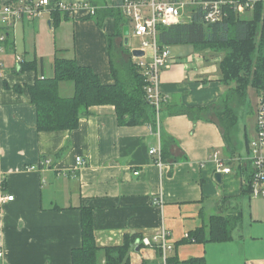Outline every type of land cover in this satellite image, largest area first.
<instances>
[{
	"label": "crops",
	"instance_id": "0c3cea01",
	"mask_svg": "<svg viewBox=\"0 0 264 264\" xmlns=\"http://www.w3.org/2000/svg\"><path fill=\"white\" fill-rule=\"evenodd\" d=\"M49 1L89 3L97 11L111 9L114 3ZM55 12L49 9L34 22L16 24L0 51L1 193L13 197L0 206V264H71L72 250L81 246L82 208L91 211L95 243L100 248L121 246L126 235L137 234L141 239L165 228L173 246L168 258H204L206 264H213L211 252L215 251L219 260L225 253L223 264L227 257L229 263L264 264L262 257L251 256L250 243L243 236L240 248L232 246L233 242L215 247L209 243L175 246L190 232L207 228L211 217L241 212L242 176L228 166L232 172L222 174L219 184L214 180L215 165L208 160L218 151L225 164L227 161L215 116L226 93L219 82L220 59L204 64L200 57L184 58L179 50L169 52L175 63L160 77L165 102L159 138L149 125L120 126L112 106L90 108L74 131L38 132L27 87L38 77L53 76L56 57L90 68L104 85L114 84L111 64L123 66V51L127 60L134 58L133 50L123 43V34L116 36L114 18L106 17L98 26L96 15L89 17L85 11L73 15L57 12L60 22L55 26ZM122 23L129 34V22L124 19ZM17 58L31 68L20 70ZM58 91L60 97L68 98L73 86L61 83ZM184 109L206 110L191 120L180 114ZM158 144L161 169L148 154ZM249 157V151L246 156L237 152L233 160L249 166ZM76 159H80L79 165ZM139 245L130 252L131 264H162L159 249ZM261 253L264 255L263 248ZM98 261L104 263L103 253Z\"/></svg>",
	"mask_w": 264,
	"mask_h": 264
},
{
	"label": "trees",
	"instance_id": "16d2710c",
	"mask_svg": "<svg viewBox=\"0 0 264 264\" xmlns=\"http://www.w3.org/2000/svg\"><path fill=\"white\" fill-rule=\"evenodd\" d=\"M119 0H114L111 9L96 12L98 26L106 17L115 20L116 36H122L125 27L121 12L116 8ZM226 16L216 24H206L200 8H192L184 22L158 29L157 41L161 47L191 45L194 50L209 49L221 53L218 62L219 82L226 93L215 109V116L221 131L226 153V164L242 176L244 185L242 197L250 196L251 169L245 163L234 166L238 143L236 131L239 111L246 105L247 90L252 88L264 99V0H258L254 9L246 14H237L227 9ZM55 26L60 22L55 12ZM206 61V60H205ZM208 62V60H207ZM20 70H29L31 65L22 61ZM114 84L104 85L88 67L77 64L73 59L56 57L51 78L38 77L27 87L30 103L36 111L38 132L74 131L79 121L87 116L95 106H112L118 124L125 127L149 125L155 129L156 109L146 99V80L138 73L134 62L129 60L123 66L111 64ZM61 83L73 86V95L60 97ZM20 92L19 88H15ZM206 109H184L180 114L191 120L199 118ZM161 111V109H160ZM245 147L249 151V141L245 134ZM241 212L228 217H211L207 228H198L177 243L206 244L225 243L232 239V232L241 222ZM81 246L71 252V264H100L98 256L103 253V264H131L130 252L135 248L139 235H126L121 246L100 248L95 243L93 219L90 209H81ZM140 245H138L139 247ZM158 256L160 257V251ZM158 264V263H143ZM166 264H206L204 258H191L180 261L176 255L167 259Z\"/></svg>",
	"mask_w": 264,
	"mask_h": 264
},
{
	"label": "built area",
	"instance_id": "2783aa9c",
	"mask_svg": "<svg viewBox=\"0 0 264 264\" xmlns=\"http://www.w3.org/2000/svg\"><path fill=\"white\" fill-rule=\"evenodd\" d=\"M258 0H119L116 8L122 17L130 23L129 29L132 35L140 39L143 53L139 58H132L138 73L146 80V99L156 109V134L159 136L160 109L165 102L160 93L162 71L169 70L175 60L171 57L168 47L158 44V29L170 27L186 20L189 11L198 7L203 12V20L206 24H216L226 16L227 9L239 14H246L254 9ZM51 9L66 15H73L77 11H85L89 17H95L97 8L89 3H65L49 0H13L3 3L0 0V51L8 40L9 31L20 22H34L41 18L42 14ZM21 60L17 58L16 63ZM1 66V65H0ZM250 197L264 199V99H261L256 112V137L249 142ZM153 157L154 164L161 169L163 166L161 149L151 147L148 151ZM208 160L215 165V173L230 174L228 167L220 157L218 151H214ZM77 165L81 163L76 159ZM235 165H242L241 160L235 159ZM138 175V173H135ZM3 177L0 173V206L13 201L11 196H3ZM187 237V235H185ZM138 242L143 247H156L160 251L162 264L167 263L168 255L173 250L169 241V233L165 228L160 229L150 237H142ZM1 257V253H0Z\"/></svg>",
	"mask_w": 264,
	"mask_h": 264
},
{
	"label": "rangeland",
	"instance_id": "374dc122",
	"mask_svg": "<svg viewBox=\"0 0 264 264\" xmlns=\"http://www.w3.org/2000/svg\"><path fill=\"white\" fill-rule=\"evenodd\" d=\"M128 24L130 26V23ZM127 48L130 51L141 48L140 39L134 37L131 32L128 34ZM168 48L171 53L179 50L181 52V56L184 58L191 56L200 57V60L204 64L207 60L210 63L213 59H220L222 56L221 53H214L209 49L196 51L191 45L170 46ZM124 53L125 52L123 51V56L121 57L123 60L122 63L127 62L128 58V56H124ZM260 100V96H258L252 88H248L246 105L239 111V121L237 125L239 143L237 151L244 156H246L247 152L245 147L244 126L246 129L247 140L250 142L256 137V112ZM248 156L249 154L247 157ZM238 208H241L240 211L242 212L241 222L237 228L233 230L232 239L229 242H233L232 246L240 248L242 247V240L240 237L243 236V240L246 239L248 243H250L248 249L252 254L251 256L262 257L264 259V255L261 253V248L264 249V245H260V241H264V199H254L252 197L248 198V196L243 197ZM209 244H212L211 247H215L213 245L221 243ZM211 251L212 250L210 249V252ZM224 254L225 253L221 254L219 260L218 254L215 251H212L211 257L213 258V264H223L221 258ZM226 264H235V261H230L229 263V257H227Z\"/></svg>",
	"mask_w": 264,
	"mask_h": 264
},
{
	"label": "water",
	"instance_id": "95a60500",
	"mask_svg": "<svg viewBox=\"0 0 264 264\" xmlns=\"http://www.w3.org/2000/svg\"><path fill=\"white\" fill-rule=\"evenodd\" d=\"M123 37H124V40H123V43L125 46L128 45V27H124L123 29ZM131 55L134 57V58H139L141 56H143V53L139 50H133L131 52ZM221 178H222V175L220 173H215V176H214V180L217 182V183H221ZM138 245H139V242L137 241L135 243V250H138Z\"/></svg>",
	"mask_w": 264,
	"mask_h": 264
}]
</instances>
